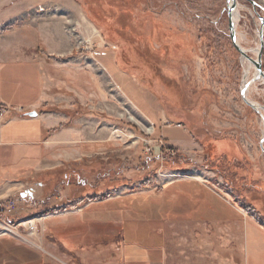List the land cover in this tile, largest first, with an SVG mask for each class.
Wrapping results in <instances>:
<instances>
[{
	"label": "rangeland",
	"instance_id": "374dc122",
	"mask_svg": "<svg viewBox=\"0 0 264 264\" xmlns=\"http://www.w3.org/2000/svg\"><path fill=\"white\" fill-rule=\"evenodd\" d=\"M229 1H42L0 26V45L22 47L0 57V111L45 90L36 113L54 125L47 148L0 151V264H125L126 243L173 264L176 238L200 254L207 234L213 264L221 245L229 264H264L252 222L203 223L251 217L264 233V120L242 98L256 67L233 45ZM235 1L255 49L264 0ZM57 22L64 56L41 29ZM249 99L264 107V80Z\"/></svg>",
	"mask_w": 264,
	"mask_h": 264
},
{
	"label": "crops",
	"instance_id": "0c3cea01",
	"mask_svg": "<svg viewBox=\"0 0 264 264\" xmlns=\"http://www.w3.org/2000/svg\"><path fill=\"white\" fill-rule=\"evenodd\" d=\"M42 1L56 2L58 6H61L62 8H64L66 4H68L67 3L68 0H0V26H4L15 21L22 14H24V12H27L25 11L26 6L28 7L36 6L38 4H41ZM84 19L85 20L83 22L78 21L76 19V22L79 24V26L84 27L85 24H87L86 18ZM60 28H61V22H57V24L55 26H51V28L49 25L48 27L42 26L41 29L43 30L45 35L48 33L50 34V36H47V38L48 40L49 39L51 40L50 43L54 44V45L51 44L50 45L57 49L56 51H52L53 54L64 56L66 55V50L69 49L71 44L70 46L67 47L57 44L60 40L64 41V39L68 38L64 35V33H62V30H60ZM18 48L19 49L17 50L16 47L0 45V57H3L5 55H12L11 53L12 50H15L13 55L15 54L17 55L21 51L22 47H18ZM41 92L42 93L38 98L39 100H37L35 104L27 107L26 109L22 107H14V109L12 110L0 111V151L6 147H27L29 149L30 148L35 149L34 146L43 144L47 148L50 145L49 141L44 140V135L47 129L54 126L51 121L52 119H50L51 116L49 115L43 116L40 114H38L36 118H32L28 116L29 113L37 112L38 109L43 106L46 95H45V90H42ZM5 105L12 107L9 103L4 102L3 99H1L0 110L1 107ZM94 129H96L95 125H94ZM1 161L2 159L0 158V162ZM227 208L229 209V207H226V209L225 207H223L224 213L227 212L226 211ZM230 214L234 216V214H232L231 211ZM239 217L240 216L236 215V217H234L235 219L217 218L218 220L212 219L211 221H205L203 223L206 227H210L213 224H218V225L221 224L222 227H229L228 225H230L231 220H239L242 221L243 223V230H242L243 233L244 226L246 225V223L249 224V222H252L251 226L254 228L258 227L260 234L264 237V233H262L261 227L258 226L257 223L258 221L255 218L249 217L250 218L249 219L246 217L244 219H241ZM195 223H202V222L196 221ZM195 223H186V224L192 225ZM196 237L198 238L200 237V239H197V241H199L201 244L202 252L200 254H197L196 251H193L194 249H190L187 255L185 250L187 246L186 245L187 243L185 242H187V240L185 239L183 240L182 237H180L179 239L176 238V242L178 243L176 245V250L177 253L179 254L178 256L179 258L173 264H213V256L208 255L207 253L208 251L206 250L207 246H205L207 243L205 238L208 239V234L205 235V237L202 236H196ZM210 237L213 238V236ZM243 240H244V234L240 238L239 246L242 244ZM190 248H192V245L190 246ZM219 249L221 250L222 254H225L224 256L222 255L221 257L222 264H229L230 261L229 254L234 253L233 252L234 248L231 249L229 246L226 247L224 245H221ZM162 250L163 252L159 257L160 259L158 260V262L154 263L151 260V253L153 251H149L143 246L126 243V245L121 251V257L122 259L125 260V264H168L169 257L167 254V249L163 248ZM158 252L159 250L154 251L155 254H157ZM204 261H206V263ZM242 263L243 262H241V264Z\"/></svg>",
	"mask_w": 264,
	"mask_h": 264
},
{
	"label": "water",
	"instance_id": "95a60500",
	"mask_svg": "<svg viewBox=\"0 0 264 264\" xmlns=\"http://www.w3.org/2000/svg\"><path fill=\"white\" fill-rule=\"evenodd\" d=\"M233 1V5L231 7H229L228 10V15H229V29H230V33H231V40L233 42V45L235 47V49L241 54V56H246L248 57L244 51L237 45V40H236V34H235V24H234V20H233V12L236 9V4H235V0ZM254 4V3H253ZM263 28H264V20L262 19V30H261V34H260V38H261V51L259 53V57H258V61H253L252 58L248 57L249 60H251L257 70H258V75L259 77L256 78L253 82H250V84H247L243 87L241 94H242V98L244 103L250 107L251 109H253L254 111L260 113V108H263L262 106L253 104L252 102H250L247 98H246V92L248 91L249 87L258 81L264 80V71H263V63H262V57H263V49H264V32H263ZM38 115L36 112H32L29 114V117L32 118H36ZM263 144H264V139H263Z\"/></svg>",
	"mask_w": 264,
	"mask_h": 264
},
{
	"label": "bare ground",
	"instance_id": "6f19581e",
	"mask_svg": "<svg viewBox=\"0 0 264 264\" xmlns=\"http://www.w3.org/2000/svg\"><path fill=\"white\" fill-rule=\"evenodd\" d=\"M235 4H236V1H235ZM233 5V1L230 0L229 1V7H231ZM239 6L236 5V9L235 11L233 12V20H234V24H235V34H236V40H237V45L244 51V53L249 57V55H254V57H256L255 59H253V61H258V57H259V53L261 51V45H259L257 48L255 49H246L242 42L246 39L245 36H241L238 32V22H239V17H240V13H239ZM61 44V43H60ZM63 46V45H62ZM65 46V45H64ZM243 57V60L247 61L248 65H250L251 68L253 67H256L255 64L249 60L248 57L246 56H242ZM250 73V72H249ZM259 75H258V70L257 68H255V74H254V77L253 78H249L247 77V81L245 82V84H250V82H253L256 78H258ZM256 83V82H255ZM253 83V84H255ZM251 87L252 85L249 87L248 91L246 92V98L250 101L249 99V93H250V90H251ZM253 91V90H252ZM251 102V101H250ZM260 114H262L263 116V120H264V107L263 108H260ZM261 116V117H262ZM264 123V121H263ZM149 130H151V128H149Z\"/></svg>",
	"mask_w": 264,
	"mask_h": 264
}]
</instances>
